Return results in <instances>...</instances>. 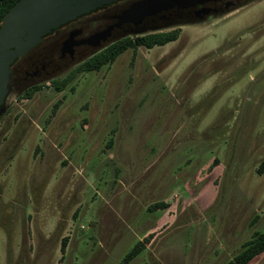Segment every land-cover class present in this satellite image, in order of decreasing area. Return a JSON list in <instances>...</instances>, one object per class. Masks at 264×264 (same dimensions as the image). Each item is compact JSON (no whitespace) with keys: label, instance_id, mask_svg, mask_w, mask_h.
<instances>
[{"label":"rangeland","instance_id":"1","mask_svg":"<svg viewBox=\"0 0 264 264\" xmlns=\"http://www.w3.org/2000/svg\"><path fill=\"white\" fill-rule=\"evenodd\" d=\"M173 32L8 107L0 264H227L264 232V0L135 37Z\"/></svg>","mask_w":264,"mask_h":264},{"label":"water","instance_id":"2","mask_svg":"<svg viewBox=\"0 0 264 264\" xmlns=\"http://www.w3.org/2000/svg\"><path fill=\"white\" fill-rule=\"evenodd\" d=\"M124 0H18L0 21V114L5 111V100L10 86V67L17 57L25 55L39 44L43 37L76 18L107 5ZM208 0H138L115 16L114 27L144 22L159 24L146 32L162 30L181 22H170L177 12L192 10ZM174 13V14H172ZM207 9L195 12L197 20H203ZM229 13V12H228ZM179 15V14H177ZM192 20V21H190ZM189 19L187 23L199 22ZM111 28L95 34L93 45L110 36ZM143 33V32H140ZM139 34V33H135ZM133 35V34H131ZM127 34L120 36L123 38ZM75 43L65 42L62 52L72 54Z\"/></svg>","mask_w":264,"mask_h":264},{"label":"flooded vegetation","instance_id":"3","mask_svg":"<svg viewBox=\"0 0 264 264\" xmlns=\"http://www.w3.org/2000/svg\"><path fill=\"white\" fill-rule=\"evenodd\" d=\"M135 1L138 0H124L121 1V3L116 2L80 16L53 30L50 34L43 37L42 41L25 55L17 57L10 67V86L4 104L5 111L0 114V119L6 115L8 107L16 101L18 96L38 87L43 81H53L58 75L67 71L70 67L87 62L95 54L123 39L135 37L140 34L151 33L146 31L157 27L159 24L144 22L140 25L126 24L121 27H114V24L116 23L114 17L122 10L127 9L129 5ZM246 2L247 0H208L203 5L197 6L192 10L177 12L176 16L178 17H172L173 20H170V22H181V24L175 26L189 24L186 22L187 20H197L194 15L197 10L207 9V15L202 16V21H205L208 18L225 15L228 12L245 5ZM108 10H112L110 13H114V15L110 17L106 24L99 22L105 17V15H103L104 12H107ZM97 13H102L101 18L100 16H96ZM197 21L200 22L201 20ZM108 28H111L110 36L104 41H100L98 45H93L91 38L95 34L103 32ZM158 31L161 30H156V32ZM125 34L128 36L119 38ZM54 40L58 47L56 58L49 59V57L43 53V50L48 49L51 42L53 43ZM69 40L70 42L75 43L72 47V54L62 52L65 42ZM44 44L47 46L42 48V52L36 53V49Z\"/></svg>","mask_w":264,"mask_h":264},{"label":"trees","instance_id":"4","mask_svg":"<svg viewBox=\"0 0 264 264\" xmlns=\"http://www.w3.org/2000/svg\"><path fill=\"white\" fill-rule=\"evenodd\" d=\"M18 0H0V21L4 14L14 5ZM121 3V2H117ZM114 15V14H113ZM111 15V16H113ZM111 16L105 15V17L100 21L103 24H106ZM176 39V32L168 34H151L140 37H135L134 41L131 42L130 38L123 39L105 50L95 54L86 62V70H99L104 64L112 63L115 58L123 52L127 47L132 45H140L146 48H151L154 45H164L170 41ZM58 82L53 81L52 84L55 89H58ZM64 84V83H63ZM62 84V85H63ZM61 85V86H62ZM38 88V87H36ZM263 168L261 167L259 173H262ZM166 205L163 203H156L151 210L164 209ZM64 246V243H63ZM143 246V243L138 242L124 257V262H129ZM264 253V232L256 233L253 239L246 244L244 249L236 254L227 264H248L257 256Z\"/></svg>","mask_w":264,"mask_h":264}]
</instances>
